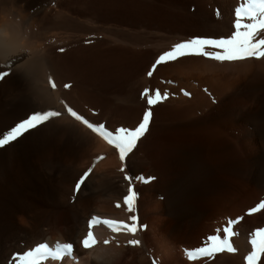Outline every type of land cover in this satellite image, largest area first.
Listing matches in <instances>:
<instances>
[{"label":"rangeland","instance_id":"rangeland-1","mask_svg":"<svg viewBox=\"0 0 264 264\" xmlns=\"http://www.w3.org/2000/svg\"><path fill=\"white\" fill-rule=\"evenodd\" d=\"M56 1L57 2L53 3V5H51L50 2L47 3V0L41 2H38V0H29L27 3L32 2V9L35 10L39 5L45 4L48 6L49 14L50 11L54 9V6L58 4V0ZM63 1L60 0V2H62L60 9L65 5L64 8L62 7V10L66 13L68 12L67 15L69 17L71 16L69 19L76 17L79 21L78 23H72L71 20V25L67 27V30L56 32L54 35L52 34V36L46 38L47 41L45 40V43L49 51H53L55 54H62L71 50L70 55L72 53L75 55L71 57V59H78L77 61L82 65V61L78 58L81 48L77 49L82 46V44L83 47H90L99 45L101 40L108 44L118 42L116 37L108 34L106 27H103L95 20H91L92 23L86 19L81 11L83 8H77L78 4L74 5L76 4L74 1ZM198 1L200 0H188L187 8H185V6L181 7V11L185 13L184 18L189 27L188 30L182 29L181 34L178 36L176 34H165L160 36L158 42L160 46L158 52L160 55L170 50L176 43L188 39L197 37L211 38V36L213 37L211 39L231 37L235 31V11L247 3V0H206L210 7L208 14L210 19H215V15H217L218 20H221L222 16H226L225 20H222L225 29L223 30L217 27L214 30L211 28H207V30L202 28V30H200L195 27L194 24H190L189 21L192 19L188 18V16H191V12L195 13L197 10L194 4ZM212 10H215L214 13ZM43 17L44 15L39 16V14L37 16L34 24L37 32L40 29L38 25L39 21L42 20ZM242 22L250 21L244 20ZM79 24L81 25L79 26L80 28L78 27ZM71 29L73 30L71 31ZM3 30L4 29H2V31ZM15 33L16 31L12 29L11 36L7 37L8 35L5 31L4 34L0 36V42L2 44L13 42ZM259 36L260 38L261 36L264 38V32L260 33ZM259 36L257 37L258 39ZM61 49H63V51H61ZM205 50L209 53L218 51V49L211 47H207ZM48 55L51 56L50 54ZM188 57H182L176 61L165 64L172 72V74L167 70L162 72V76L164 80L166 79V83H161V86L168 94V98L164 103H159L158 105L163 104L162 107L167 111L160 109L162 114L156 113L153 131L145 142V146L140 149V152L143 151L142 155H138L140 153L138 151V154H134V152L133 155L130 156L132 158H129L133 160V162L138 158L146 159V156H148V147L152 143L154 144L158 136L157 131L161 127L169 126L178 129L169 135L166 143V147L170 149L172 158L170 162L167 161L166 166L162 167L161 165V168L164 170L162 173L165 172L166 176H168L167 173H171L173 177L177 179V186L175 188L176 193L174 196L176 239L173 244L177 254L176 264H189L188 262L191 260L187 258V251H193L199 247L205 246L210 236L219 235L222 239L227 238L224 230L228 227H231L232 230L237 228L241 229L240 237H231L230 240L236 243V248H238L236 249V253L230 254V256H236L240 260L243 256L242 244H246L251 248L250 239H252V237L249 236L250 233L255 229H263L264 227V210L260 211V215V212L249 215L250 208L256 207L259 203L264 202V193L262 196L257 194L255 190L249 188L242 189L235 199L231 201L230 205L228 206L225 204L223 208L216 199V193H218L220 189H226L231 186H239L238 188H240L243 181L245 182V186L249 185V187H255L260 189V191L262 190V192L264 191V58L219 62L201 56H195L198 59L192 61ZM247 61L249 63H247ZM51 62L52 64H45L46 66L44 65V68L43 65H38L37 72L45 75L43 76L44 78L48 77V80L45 79V81L47 80L46 82H49L50 87V79L56 84L55 89L51 87L53 89L51 90L46 83L51 91L50 98L53 99V101H50L53 105L51 109L58 110L64 115H61V118L59 117L57 120L63 119V117L66 119L71 117L70 115L67 116L68 114L66 111V106H70L90 122L93 121L94 123L103 124L106 128L108 127V130L112 129V131H114L122 126L126 128L129 127V129L136 127L135 125L132 126L133 124L128 118L120 119L106 117V112L102 111L103 109L100 110V105L98 103L96 104V100L89 96L86 97L83 82H77L76 76L78 70L74 69L73 71L76 72L74 79L69 78V69H66L67 75L65 76L69 75L65 78L66 81L54 79V72L57 71L61 77L64 73H60V70L58 68L56 69L54 65L56 61L53 58ZM258 64H262L263 66ZM80 65L77 66V68L79 67L80 69ZM65 84L71 85V87L66 88L64 87ZM79 87L81 92L78 91ZM32 91L34 92L33 95L35 94L37 102H34L32 108L29 107L28 110L21 108L19 113L13 112V107L8 102L0 101V132L10 129L19 122L20 120L17 121L16 119L18 116L20 117L25 113L28 114L33 110L38 111L45 105V103L41 101L42 95L40 94V90L33 87ZM14 97L13 98L17 100L23 98L20 94H16ZM200 97H202V99ZM56 103L63 106L62 108L64 110L55 107ZM141 114L142 112L140 109L138 112V121L141 118ZM204 114H210L215 120L217 119L223 123L222 126L214 124V128L212 126L213 123H210L212 126L211 132L216 128H221L224 136L223 140H221V138H214L212 139V143L209 140L208 144L210 147L214 146L215 150H218L224 142L227 148L226 154L231 153V157H223L218 161L214 157L211 159L206 157L205 160L199 154L200 150H202V146L206 143V137L203 138L205 140L204 142L201 136L192 133V128L186 130L180 129L190 122H200ZM55 119H52V121L50 120L45 126L41 125L38 128L39 131L36 129L37 132L35 129L27 132L30 133V138L26 141L29 144L26 150L29 151H25V149H14L5 160L0 155V254L11 245L18 231L17 225L21 223L24 218L29 216L43 217L46 210L48 211L49 206L53 204L55 198L53 194H56L57 186L56 182L52 180L53 177H50L49 173H47L48 171L42 162L39 147L44 144L48 146L53 145V147L70 144L68 135L58 134L59 125H54L55 123L53 122ZM48 124L50 125L48 126ZM79 125L82 124L79 123ZM82 126L86 129L84 125ZM209 126L210 125H208V127ZM43 127H45V129ZM87 130L90 129L87 128ZM52 132H55L54 137ZM207 133H209V129L208 131L205 129L203 132V134ZM42 135H45L46 139L45 136ZM63 136H65L68 141L65 140V137L63 139ZM47 140L50 143L47 142ZM64 140L65 142H60ZM218 143L220 145H217ZM131 153H129V155ZM117 159H119V157ZM42 166H45V168ZM149 167L151 166L145 167L143 171L148 172L150 169ZM156 167L157 166H154V168ZM123 169H125V167ZM44 170H46V172ZM220 170H222L221 174ZM153 172L158 173L156 171ZM122 173L124 174L125 171ZM165 191H167L166 188ZM252 216H256L257 218L253 219L254 217ZM169 224L171 223H168L167 226H169ZM249 251L251 252L252 248ZM249 251L243 256L241 263H243L242 261L245 256L251 254ZM224 253L227 254L228 252ZM219 254L221 253L215 254L214 257H204L196 260L197 262L199 259L202 261L205 260L202 264H214ZM263 256L264 255L261 256V260ZM185 258L189 261L187 259V261H185ZM190 264L196 263L192 262ZM262 264H264V261Z\"/></svg>","mask_w":264,"mask_h":264},{"label":"bare ground","instance_id":"bare-ground-1","mask_svg":"<svg viewBox=\"0 0 264 264\" xmlns=\"http://www.w3.org/2000/svg\"><path fill=\"white\" fill-rule=\"evenodd\" d=\"M27 1L29 0H0V36L6 31L7 37H9L11 36L12 29L16 31L13 42L8 44H2L0 42V70H6L10 73L4 80L0 81V101L8 102L13 107V112L15 113H19L21 108L28 110L29 107L32 108L34 102H37L35 94L33 95V87L40 90V94L42 95L41 101L45 103L39 110L51 109L53 106L52 102H50L51 100L53 101V99L50 98L51 91L48 88L49 82H46L48 77L44 78L43 76L45 75L37 72L38 65H43L44 68L46 66L45 64H52L51 59L53 58L56 61V64H54L56 69L58 68L60 70L59 72L64 73V75H67L66 71L68 69L72 71L78 69L77 66H79L78 59H71V57L75 56L73 55L74 53L70 55L71 50L62 54H55L53 51L47 49V44L45 43V40L47 41L46 38L52 36V34L54 35L56 32L67 30V27L71 25V20L72 23H78L79 20L76 17L69 19L71 16L69 17L67 15L68 12L66 13L62 10L63 6L60 9L62 5L60 0H58V4L54 6V9L50 11L49 14L47 5L41 4L35 10L32 9L31 6L33 1L30 3H27ZM41 1L43 0H38V2ZM49 2L53 5V3L57 1L47 0V3ZM79 6L77 8H80ZM194 6L197 10L195 13L191 12V16H188V18L192 19L189 21L190 24H194L195 27L200 30H202V28L206 30L207 28H211L214 30L217 27L223 30L225 29L222 20L224 21L226 16H222L221 20L217 19V15H215V19H210L208 16L210 7L206 0H200L196 2ZM38 14L39 16L44 15V17L39 21L38 25L40 29L37 32L34 24ZM80 24L78 27L81 26ZM2 29L4 30L2 31ZM72 30L73 29H71V31ZM262 37L263 36H261V38ZM211 38L213 37L211 36ZM188 58L192 61L198 59L195 56ZM247 63L249 62L247 61ZM6 65H8V67H5ZM53 74L55 76L54 79L66 81L62 79L57 71ZM45 79L47 80L45 81ZM51 90L53 89L51 88ZM16 94H20L23 98L20 100L14 99ZM200 98L202 99V97ZM57 103L55 107H58L60 110L63 109V106ZM33 111H27L29 112L28 114L25 113L20 117L18 116L19 114L15 115L18 116L16 118L17 121L23 120L32 114ZM64 118L65 117L58 120L54 118L55 121L53 123H55L54 125L56 126L59 125L58 134H66L69 136L70 144H66L68 146L60 145L54 147L53 145L48 146L44 144L39 147L42 162L47 168V173H49L50 177L54 178H52V180L56 182L57 186L56 194H53L55 195L53 204L50 203L51 206H49L48 211L46 210L45 213L43 211V217L29 216L24 218L22 222L17 225L18 231L13 242L6 248L7 250L0 254V264H13L15 256L22 254L29 248L38 246L39 243H47L50 247H55L57 243L66 242L73 244L72 256L65 257L63 261L49 260L46 264H176L177 254L173 244L176 239L174 196L176 193L175 188L177 186V179L173 177L171 173H167L168 176H166L165 172L162 173L164 170L161 168V165L162 167L166 166L167 161L170 162L172 158L170 149L166 147L167 141L164 143L158 138L156 142H154L152 149L148 147L150 152L149 155L146 156L147 158L145 157L146 159L138 158L134 160L135 162L130 159L132 158L130 156L133 155L134 152V154L138 151L140 152V149L145 146V142L153 131L155 124L154 119L150 122L149 130L146 132L145 136L140 139L135 150L132 151L130 155H127L128 158L130 157V160L126 158L125 161L122 162L119 160L120 158L117 159L119 157L118 151L110 146L104 139L91 132V130H87L86 126H84L86 129L83 128V124L79 125L73 118V120L71 117H68L69 119ZM214 120L212 115L204 114L200 122H187L188 124H185L186 126L180 129L186 130L192 128V133L201 136L202 139L206 137V143L202 146L199 155L205 160L206 157L210 159L214 157L218 161L223 157L229 158L232 154H226L227 148L224 142L218 150H215L214 146L210 147L208 144L209 140L212 143V139L214 138H221V140H223L224 135L221 128H216L211 132L212 126L214 128V124L221 126L223 124L217 119ZM210 123H213L212 126ZM49 125L50 124H48V126ZM208 125L210 126L208 127ZM43 128L45 129V127ZM205 129H207V131L209 129V133L203 134ZM48 133L50 134V132ZM54 133L52 134L53 137L55 135ZM64 137L65 136L62 138L64 139ZM28 138H30V133L23 135L13 144L0 149V155L5 160L14 149H25V151H29L26 150L29 146L28 142H26ZM65 140L68 141L66 137ZM65 140L60 142H65ZM205 140L203 139L202 141L205 142ZM47 142L49 141L47 140ZM219 143L217 145H220ZM142 152L143 151L137 154L142 155ZM100 157H103V159H100ZM45 166L42 167L45 168ZM147 166H151L149 167L151 170L149 169L150 171L144 172L143 170ZM154 166H157L159 169L157 167L154 168ZM122 167H125L124 174L121 171ZM89 169H91L90 175L85 180L80 190L77 191L75 188L77 182ZM44 171L46 172V170ZM153 171L158 173H154ZM221 173L222 170H220V174ZM125 175L133 178L131 185L137 194L135 206L131 213L127 211V206L123 204V196L127 194L129 186V182L124 179ZM238 187L231 186L226 189H220V191L216 193V199L219 201V205L222 206V208L225 207V204L229 206L231 201L235 199L242 189L249 188L255 190L257 194L262 196L264 193V191L262 192V190L260 191L258 188L249 187V185L245 186L244 181L242 182V186L240 188ZM165 188L167 191H165ZM117 203L121 205L119 208L116 206ZM260 214L261 212L259 215ZM131 215H136L138 218L139 230L135 237L125 233H113L110 229L101 224L93 228L98 243L91 249L83 248L80 242L87 233V222L92 216L130 222L128 218ZM255 218L257 217L255 216L253 219ZM168 223L171 224L167 226ZM143 226H146V229ZM133 238L139 239L141 244L139 246L129 245L127 241ZM105 240L110 241V243L107 245L104 244ZM241 247L243 256L247 251L251 250L246 244H242ZM187 258H185V261L188 260ZM197 260H191L188 263L190 264L193 262L202 264V262L205 261L199 259L197 262ZM263 261L264 257L260 263L262 264ZM214 264L241 263L238 257L221 253L218 255Z\"/></svg>","mask_w":264,"mask_h":264},{"label":"crops","instance_id":"crops-1","mask_svg":"<svg viewBox=\"0 0 264 264\" xmlns=\"http://www.w3.org/2000/svg\"><path fill=\"white\" fill-rule=\"evenodd\" d=\"M71 1L83 8L82 13L86 19L90 22H92L91 20L97 21L107 28L108 34L118 40L114 44H108L101 40L99 45L90 47H83L82 44L78 57L82 61V65L79 64L80 69L79 67L75 69L78 70L77 82H83L86 97L95 99L96 104L100 105V110L103 109L102 111L106 112V117L128 118L132 122V126L136 124L138 126L144 112L149 107L146 98L142 96L144 90L148 89L151 95H154L157 90L162 95L166 93L161 83H166L162 72L167 70L172 74L167 65L157 66L151 77L147 73L160 55L158 52L160 36L165 34L178 36L182 29H189L184 18L185 13L181 11L182 6L187 8L188 0ZM73 71L68 73L71 79L75 78L76 72ZM65 78L66 76L62 75V79L65 80ZM78 91L81 92L80 87ZM165 100L162 99L159 103H164ZM156 105L152 106L154 121L157 112L162 114L160 109L167 111L162 107L163 104ZM140 109L142 114L138 121ZM175 130L178 129L169 126L161 127L157 131L158 136L155 142L159 138L165 143ZM153 146L154 144L149 145V148L152 149ZM150 149H148V155ZM260 229H255L249 236L253 239L255 233ZM240 232L241 229L238 228L233 230L232 237H240ZM231 243L236 249V243ZM227 254H235V252ZM247 256L243 259V263H241L242 258L239 262L247 264ZM260 260L261 257L258 264Z\"/></svg>","mask_w":264,"mask_h":264},{"label":"snow or ice","instance_id":"snow-or-ice-1","mask_svg":"<svg viewBox=\"0 0 264 264\" xmlns=\"http://www.w3.org/2000/svg\"><path fill=\"white\" fill-rule=\"evenodd\" d=\"M235 31L229 38H192L183 42L176 43L170 50L165 51L159 55L152 69L148 71L147 75L151 77L155 72L157 66L163 65L172 61H176L182 57L188 56H201L207 59L225 62V61H238L249 58L261 59L264 58V38H257L260 33L264 32V0H247V3L235 11ZM244 20L250 22H242ZM211 47L218 49L214 53H209L205 49ZM63 51V49H61ZM5 67H8L6 65ZM10 75L6 70H0V81ZM50 84L55 89L56 84L50 79ZM64 87L68 88L71 85L65 84ZM142 96L146 98L148 110L143 114L141 122L134 128L121 127L117 130H108L103 124L90 122L83 115L79 114L70 106H66L67 114L70 115L75 121L83 124L94 134L103 138L110 146L118 151L119 158L123 162L127 155L131 153L138 144V141L145 136L149 130L150 122L153 116L152 106L161 102L162 99H167L168 94L163 95L159 90L154 95L150 94L148 89H145ZM58 110H38L17 122L10 129L0 132V148H5L7 145L12 144L22 137L25 133L38 129L41 125L47 124L50 120L58 118L62 115ZM103 159V157H100ZM123 172L124 169L122 168ZM91 173V169L86 171L75 188L80 190L81 186ZM125 180L129 182L127 194L123 196V204L127 206V211L131 213L135 206L137 194L131 185L132 177L125 175ZM118 208L121 206L119 203L116 205ZM264 210V202L258 204L249 210V215L258 213ZM125 222L116 219L100 218L92 216L87 222V233L83 237V248L91 249L97 243L93 228L98 225H104L113 233L130 234L136 236L139 226L138 218L136 215H131ZM232 223V222H230ZM146 229V226H143ZM225 234L227 238H221L219 235H212L208 238V243L193 251H187L186 255L189 260H196L204 257H214L217 253H234L237 250L230 242L233 236L231 227L226 228ZM110 241L105 240L104 244ZM127 243L131 246H139L141 241L139 239H130ZM252 251L247 256V264H258L259 258L264 255V229H260L255 233L251 241ZM73 253V244L70 242L57 243L55 247H50L47 243H39L38 246L25 250L22 254L15 256L13 264H46L47 261H63L65 257H71Z\"/></svg>","mask_w":264,"mask_h":264}]
</instances>
